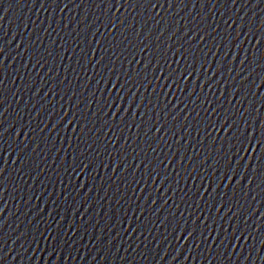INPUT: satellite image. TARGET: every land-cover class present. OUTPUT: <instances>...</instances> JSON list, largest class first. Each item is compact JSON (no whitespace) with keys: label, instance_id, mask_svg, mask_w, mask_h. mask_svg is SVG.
<instances>
[{"label":"water","instance_id":"obj_1","mask_svg":"<svg viewBox=\"0 0 264 264\" xmlns=\"http://www.w3.org/2000/svg\"><path fill=\"white\" fill-rule=\"evenodd\" d=\"M0 264H264V0H0Z\"/></svg>","mask_w":264,"mask_h":264}]
</instances>
